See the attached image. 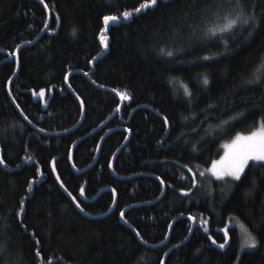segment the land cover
Returning a JSON list of instances; mask_svg holds the SVG:
<instances>
[{
    "label": "trees",
    "instance_id": "obj_1",
    "mask_svg": "<svg viewBox=\"0 0 264 264\" xmlns=\"http://www.w3.org/2000/svg\"><path fill=\"white\" fill-rule=\"evenodd\" d=\"M142 2L0 0V264H264V167L199 180L264 119V0H157L101 31ZM53 159L86 213L104 188L114 210L82 216Z\"/></svg>",
    "mask_w": 264,
    "mask_h": 264
},
{
    "label": "snow or ice",
    "instance_id": "obj_2",
    "mask_svg": "<svg viewBox=\"0 0 264 264\" xmlns=\"http://www.w3.org/2000/svg\"><path fill=\"white\" fill-rule=\"evenodd\" d=\"M40 2L43 4L44 0H40ZM157 4V0H143V2L139 5V7H135L131 12L130 11H124L120 14L113 15V14H105L102 16V21L104 24V28L101 29V31H106L107 28L111 23H118L121 19L128 20L134 13H140L141 10H146L148 8H151ZM45 8H47V4L44 5ZM237 7H239V4H237ZM241 13H237L235 18L226 19V23L223 25H218L213 28L208 29V34L215 36L218 32H225L230 29H232L234 26L237 25V23H242L247 25L249 23L250 18H245L243 20L240 19ZM58 19V17H57ZM101 42L104 44L105 47H107V38L104 36H101ZM225 43H227L225 41ZM161 53L165 54L167 56H172V52L168 51L165 52L164 49H161ZM67 78V77H65ZM203 83L206 85L208 83L207 78H204ZM113 91H116L113 89ZM185 94L188 95L187 88H185ZM35 95V92H34ZM40 97L43 99L44 97V89H41L39 92ZM117 95L121 98V100H128L130 99V96L127 94V92H117ZM83 102L81 101V105ZM120 105L117 104V111H119ZM167 118H165V123L167 124ZM43 131V129H42ZM237 142L239 144V147L237 150L232 152L229 157L227 158V163H221L218 165L216 162H213L210 169L207 171L211 174L212 177H215L217 180H223L226 176L231 177L235 181L241 180L242 175H246L245 169L248 168L251 170V168L254 165H250L249 161L257 162L255 166L264 167V119L261 120L260 128L257 131H254L250 133L246 137H237ZM0 165H5V160L0 157ZM109 167H111V164H109ZM53 171H55V166L53 164ZM200 175H204V173H200ZM60 177L57 176V180H59ZM160 179V178H158ZM160 183L163 185L164 180L161 179ZM61 187H63V184H61ZM32 184L29 183L28 189L31 191ZM65 191L67 192V188H65ZM113 195H115V189L112 190ZM183 191V189L181 190ZM80 194H84V189L81 187ZM186 194V193H185ZM68 195L72 197L73 201H76V197L72 195L71 192H68ZM23 203L24 201H21V207L20 212L23 211ZM76 207L80 209V211H84V209L81 207L80 203H76ZM121 218H124L123 211L120 213ZM190 220H194V217L189 216ZM127 223V221H125ZM171 227V226H170ZM205 231L207 229L205 228ZM243 231V242H242V248H255L257 246V241L254 236L250 232H248L246 229H242ZM136 235L139 237L140 233L137 232ZM227 235V234H226ZM142 239V238H141ZM211 239V237H209ZM145 242L146 241H142ZM227 240H225V243ZM39 243V241H37ZM213 244H216L215 240H212ZM225 243H221L218 245L221 249L225 247ZM39 255V253H37ZM161 264H163V261H161Z\"/></svg>",
    "mask_w": 264,
    "mask_h": 264
},
{
    "label": "water",
    "instance_id": "obj_3",
    "mask_svg": "<svg viewBox=\"0 0 264 264\" xmlns=\"http://www.w3.org/2000/svg\"><path fill=\"white\" fill-rule=\"evenodd\" d=\"M44 7H45V6H44ZM46 10H47V8H46ZM47 13H48V23H49V12H48V10H47ZM48 23H47L46 27L43 29V31L40 33L39 37H37L33 42L26 43V44H22L21 46L17 47V49H16V51H15V57H16L17 68H18V52H19L20 48L23 47V46H26V45H29V44H33L34 42H36V40H37L38 38H40V37L42 36V34L47 30V28H48ZM17 68H16V71H17ZM15 73H16V72H15ZM67 78H68V76H67ZM67 78H66L65 84H66V86L69 88ZM119 98H120V97H119ZM122 105H123V100H121V98H120V108H119V111L121 110ZM119 111L116 110L115 113H114L113 115H115V114L118 113ZM18 112L20 113L19 110H18ZM113 115H112L111 117H113ZM81 119H82V118H81ZM79 123H80V122H79ZM75 144H76V143H75ZM75 144H74V145H75ZM72 148H73V147H72ZM98 149H99V146H98V148H97L96 156H97V153H98ZM71 150H72V149H71ZM96 159H97V158L95 157V160L93 161L92 165L94 164V162L96 161ZM54 161H55V160L53 159L52 162H51V170H52V173H53V176H54L56 182L58 183V185H59L61 191L67 196V198L71 201V203L73 204V206L75 207V209H76V210H77L82 216H84V217H86V218H88V219H101V218H104V217L108 216V215L114 210V208H115V206H116V193H115V195H113V202H112L110 208H109L106 212H104V213H102V214H99V215H90V214L86 213L85 211H80V209L76 207V203H77L78 201H77V200H76V201H73L72 197L69 196V195H68V192L65 191L64 186L61 187V184H62L61 181H60V180H57V176H58V175H57V172H56V170L53 171V164H54ZM92 165H91V166H92ZM110 170L112 171V162H111ZM75 172L78 173L77 171H75ZM83 189H84V187H83ZM112 190H113L112 188H104V189H102V190L98 193V195L101 194V193L104 192V191H110V192L113 193ZM98 195H97L96 197H94L93 199L88 200V199H86V198L84 197V194H83V195L80 194V195H79V199H80L82 202H85V203H91V202H93V201L98 197ZM121 220L123 221L122 218H121ZM193 225H194V222H193V220H192V226H193ZM191 230H192V229H191ZM162 244H163V243H162ZM162 244H161V245H162ZM161 245L154 246V248H155V247H159V246H161ZM163 260H164V258L162 259V261H163Z\"/></svg>",
    "mask_w": 264,
    "mask_h": 264
},
{
    "label": "rangeland",
    "instance_id": "obj_4",
    "mask_svg": "<svg viewBox=\"0 0 264 264\" xmlns=\"http://www.w3.org/2000/svg\"><path fill=\"white\" fill-rule=\"evenodd\" d=\"M259 128H260V126H259ZM258 128V129H259ZM257 129V130H258ZM257 130H255V131H257ZM254 132V131H253ZM252 133V132H251ZM250 133H248V134H239V135H237V136H235V138L232 140V141H230V142H227V143H225L224 145H223V154L220 156V158L219 159H217V160H215L214 162H216L218 165H220L222 162L223 163H227V158L229 157V155L232 153V152H234L235 150H237L238 149V147H239V144H238V142H237V137L238 136H240V137H246V136H248ZM251 162H253V161H249V163H251ZM253 163H257V162H253ZM213 164V163H212ZM212 164L208 167V168H206V169H203L200 173H204V175H200V173H199V180H206V179H209V178H212V179H216L215 177H212L211 176V174L207 171L208 169H210L211 168V166H212ZM224 179H227V180H233L231 177H225ZM217 180V179H216ZM233 181H235V180H233ZM197 182H199V181H197V179L195 178V183H197ZM241 230H242V227H241ZM243 232V231H242Z\"/></svg>",
    "mask_w": 264,
    "mask_h": 264
}]
</instances>
